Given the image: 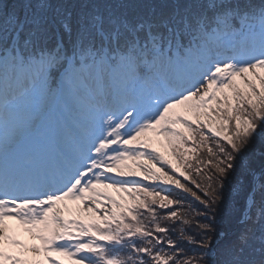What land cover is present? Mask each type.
<instances>
[{
	"label": "snow or ice",
	"instance_id": "snow-or-ice-1",
	"mask_svg": "<svg viewBox=\"0 0 264 264\" xmlns=\"http://www.w3.org/2000/svg\"><path fill=\"white\" fill-rule=\"evenodd\" d=\"M54 257L264 264V0H0V264Z\"/></svg>",
	"mask_w": 264,
	"mask_h": 264
},
{
	"label": "trees",
	"instance_id": "trees-1",
	"mask_svg": "<svg viewBox=\"0 0 264 264\" xmlns=\"http://www.w3.org/2000/svg\"><path fill=\"white\" fill-rule=\"evenodd\" d=\"M9 3L12 2V0H8ZM211 143V141L209 142ZM261 147V145H257V150H259V148ZM198 159H203V160H207L209 159V157L207 156V149L206 148H201L198 150V152L195 154V158L190 160L189 163H191L193 165V168L189 169V175L192 177L193 180H196V181H201L202 183V177L198 176L196 174V171H195V168L198 166L197 165V160ZM203 172L205 174H208L210 175L211 172H210V166H205L203 168ZM188 184L191 185L192 187V191H196L197 194H199L198 190L196 189L195 185L194 184H191V181L189 182H186ZM173 196L174 198H177V199H181L184 201V208L185 210L187 209V207L189 205L191 206H196V202H195V198L191 196V193H184L182 196L179 195L178 193L174 192L173 193ZM166 226L168 227H174V226H178L175 222H169V221H165L164 222Z\"/></svg>",
	"mask_w": 264,
	"mask_h": 264
},
{
	"label": "rangeland",
	"instance_id": "rangeland-1",
	"mask_svg": "<svg viewBox=\"0 0 264 264\" xmlns=\"http://www.w3.org/2000/svg\"><path fill=\"white\" fill-rule=\"evenodd\" d=\"M13 224L16 226V230L18 231V238L21 239V241L26 244V245H37L39 244L38 241H34L32 240L31 236L24 232L23 229H21L17 224H15V222H13ZM26 259L27 258H30V257H25ZM58 260L60 259H63L65 261V264H69V262L67 261V258H64V257H54Z\"/></svg>",
	"mask_w": 264,
	"mask_h": 264
},
{
	"label": "bare ground",
	"instance_id": "bare-ground-1",
	"mask_svg": "<svg viewBox=\"0 0 264 264\" xmlns=\"http://www.w3.org/2000/svg\"><path fill=\"white\" fill-rule=\"evenodd\" d=\"M11 226L16 229V226L13 224V222H10Z\"/></svg>",
	"mask_w": 264,
	"mask_h": 264
}]
</instances>
